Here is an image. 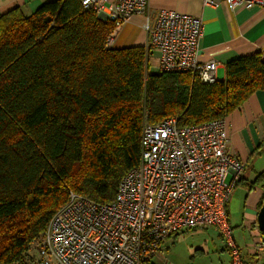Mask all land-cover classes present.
Here are the masks:
<instances>
[{"label":"trees","instance_id":"16d2710c","mask_svg":"<svg viewBox=\"0 0 264 264\" xmlns=\"http://www.w3.org/2000/svg\"><path fill=\"white\" fill-rule=\"evenodd\" d=\"M113 30L80 0L0 14V264H30L70 191L115 200L140 162L145 112L152 123L201 124L264 90L261 51L208 83L190 71L151 72L152 46L106 47ZM263 201L264 192L259 209Z\"/></svg>","mask_w":264,"mask_h":264},{"label":"built area","instance_id":"2783aa9c","mask_svg":"<svg viewBox=\"0 0 264 264\" xmlns=\"http://www.w3.org/2000/svg\"><path fill=\"white\" fill-rule=\"evenodd\" d=\"M87 9L114 23L106 40L131 16L146 14L149 0H80ZM215 5L252 8L264 0H203ZM146 46L158 49L160 71H190L201 82L217 78L218 62L199 60L204 22L200 16L162 10L146 24ZM141 158L121 179L115 200L100 203L70 191L36 244L30 264H147L174 234L215 227L245 264L229 223L228 203L243 176L245 162L230 146L227 120L180 126L172 116L152 123L145 112ZM264 251V241L254 245Z\"/></svg>","mask_w":264,"mask_h":264},{"label":"crops","instance_id":"0c3cea01","mask_svg":"<svg viewBox=\"0 0 264 264\" xmlns=\"http://www.w3.org/2000/svg\"><path fill=\"white\" fill-rule=\"evenodd\" d=\"M48 1L52 0H0V14L19 6L26 15H30ZM149 2V10L146 14L133 15L122 25L113 40L112 46L114 48L146 46L149 38L146 24L149 23L154 26L156 18L162 10L174 9L200 16L203 19L204 33L200 40L199 60L201 62L216 60L218 62V79L225 77L226 64L231 60L257 51L264 54V6L256 5L252 8H245L243 6H231L226 2H218L212 5L205 4L203 0H149ZM152 55L156 56L155 64L158 66V49H152ZM226 120L230 146L245 162L244 180L247 166L254 154L264 153V90L253 93L240 108L227 116ZM254 163L258 164L259 160L256 159ZM257 170H259L256 171L257 174L264 172V162ZM253 187L250 186V190ZM251 192L245 190L242 223L244 229L240 233V239H234L245 264H264V251L257 254L254 249L255 243L263 239L264 235L257 222L258 206L264 191L259 189L254 194ZM227 208L229 215V203ZM247 229L249 240L244 236ZM188 230L199 229L182 230L171 238L176 237L173 240L175 242L180 233ZM204 230L207 232V238L195 242V245H191L187 253L193 259H198V264H233L232 250L220 231L215 227ZM171 244V240L168 239L151 262L167 264L165 251L169 252Z\"/></svg>","mask_w":264,"mask_h":264},{"label":"rangeland","instance_id":"374dc122","mask_svg":"<svg viewBox=\"0 0 264 264\" xmlns=\"http://www.w3.org/2000/svg\"><path fill=\"white\" fill-rule=\"evenodd\" d=\"M156 56L150 55V66L149 70L151 72L159 71V68L157 64H155ZM258 159L259 163L256 164L254 161ZM264 162V153H255L251 161L249 162L246 172H245V179L240 182L238 188H235V192L231 200L229 201V223L230 225H233V235L234 238L240 239V233L243 231V215H244V193L245 190L252 191L251 194H254V192H258L259 189H263L262 186L264 184V180L260 182H256L255 188L250 190L251 182H253L258 174L256 173L259 166H261V163ZM250 202V200H249ZM207 232L204 229L199 230H188L183 233L179 234V237L177 241H173L174 238H169L172 242L170 245V250L167 252L165 251L167 255V264H198V259H193L191 255L187 253V250L190 248L191 245H195V242H200L207 238ZM245 238L249 240V231L247 229L246 232H244ZM195 248V247H194ZM34 250L37 249L35 248ZM195 250V249H194Z\"/></svg>","mask_w":264,"mask_h":264},{"label":"water","instance_id":"95a60500","mask_svg":"<svg viewBox=\"0 0 264 264\" xmlns=\"http://www.w3.org/2000/svg\"><path fill=\"white\" fill-rule=\"evenodd\" d=\"M257 222H258L259 229L262 232H264V201H263L261 208L258 211ZM263 241H264V235H263Z\"/></svg>","mask_w":264,"mask_h":264}]
</instances>
